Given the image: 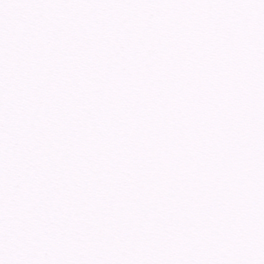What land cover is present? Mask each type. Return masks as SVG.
Wrapping results in <instances>:
<instances>
[{
  "label": "snow or ice",
  "instance_id": "obj_1",
  "mask_svg": "<svg viewBox=\"0 0 264 264\" xmlns=\"http://www.w3.org/2000/svg\"><path fill=\"white\" fill-rule=\"evenodd\" d=\"M0 264H264V0H0Z\"/></svg>",
  "mask_w": 264,
  "mask_h": 264
}]
</instances>
